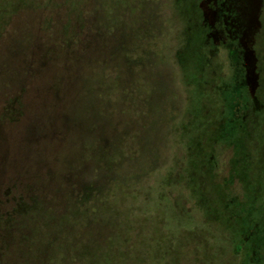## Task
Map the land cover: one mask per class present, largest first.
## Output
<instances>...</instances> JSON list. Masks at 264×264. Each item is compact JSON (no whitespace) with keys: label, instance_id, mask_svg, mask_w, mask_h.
<instances>
[{"label":"rangeland","instance_id":"1","mask_svg":"<svg viewBox=\"0 0 264 264\" xmlns=\"http://www.w3.org/2000/svg\"><path fill=\"white\" fill-rule=\"evenodd\" d=\"M210 1L0 0V264H244L233 230L169 183L187 150L186 69L264 92V11L225 0L215 16ZM214 92L211 117L232 109ZM216 153L222 182L233 149Z\"/></svg>","mask_w":264,"mask_h":264},{"label":"trees","instance_id":"2","mask_svg":"<svg viewBox=\"0 0 264 264\" xmlns=\"http://www.w3.org/2000/svg\"><path fill=\"white\" fill-rule=\"evenodd\" d=\"M193 69L194 72L192 67L186 69V76L195 83V88L188 117L181 130L187 138L185 161L177 166L176 176L169 179V183L186 186L207 220H215L224 230H233L235 250L245 252L244 264H263L264 200L261 199H264V163H255L250 146L257 134L263 133V113L254 108L249 112L253 104L264 102L263 85L259 82L258 94L253 96L246 87L240 89V85L235 84L227 96L226 85L210 86ZM206 89L218 92L220 97H229L232 109L223 108L217 117H211L214 108L210 107L209 101L203 100L202 95ZM228 111H232L231 117ZM257 140L259 143L260 137ZM220 145L232 148L233 155L227 176L222 182H216V148ZM237 181L245 191L242 198L229 191L230 185ZM234 215L247 219L251 229L247 230L245 225L236 222L238 218Z\"/></svg>","mask_w":264,"mask_h":264},{"label":"flooded vegetation","instance_id":"3","mask_svg":"<svg viewBox=\"0 0 264 264\" xmlns=\"http://www.w3.org/2000/svg\"><path fill=\"white\" fill-rule=\"evenodd\" d=\"M201 2V3H200ZM200 2H198V7L199 6H201L202 7V2L203 1H200ZM211 2H212V4H215L214 5V8H213V11L215 12V16L216 15H218L219 14V12H220V6H221V4L222 3H225L226 1L225 0H211L210 2H207V4H206V6L207 7H211ZM255 3V6H253L252 7V10H254V16L256 17L259 13H263V11H264V0H256V1H254ZM263 2V6H262V9L260 8V6L262 5L261 3ZM209 3V4H208ZM216 8V9H215ZM242 9L243 8H239V11H242ZM260 9H261V11H260ZM263 10V11H262ZM242 13V12H241ZM261 13V14H262ZM224 16H225V18L226 19H229V21L231 20L234 24H241L242 23V21L240 20L242 17H239L238 15H236V17H234V19L232 18L233 17V15H232V13H228V12H225L224 13ZM244 17V16H243ZM260 21V23H261V25H262V21L261 20H259ZM227 22V21H226ZM212 24V26H214L213 24H214V21H212L211 22ZM228 23V22H227ZM249 29H251V26L247 29V31L249 30ZM213 30V29H212ZM251 31H248V32H245L244 34H243V36L245 35V34H247V33H250ZM250 34H252V37H253V35H254V33H250ZM212 35H213V33H212ZM243 36H241V38H238L239 39V42H240V44H241V46L242 45H244V43H245V41L243 40L242 41V39H243ZM228 37H230V36H228ZM254 39H255V36H254ZM230 44H232V45H235V46H232V47H236V44H237V40H232L231 42H229ZM240 44H239V47H241L240 46ZM245 46V45H244ZM232 49H231V47H230V50H229V52L231 51ZM222 84H224V83H220V84H218L217 86H220V85H222ZM255 86H257V85H254V87ZM241 85L239 86V88L241 89ZM254 87L253 86H250V91H249V88H247L248 89V91L250 92V94L251 95H253V96H255V94L257 93V91H256V93H253L254 92ZM258 88H259V85H258ZM227 89V88H226ZM235 89H236V87H235Z\"/></svg>","mask_w":264,"mask_h":264}]
</instances>
